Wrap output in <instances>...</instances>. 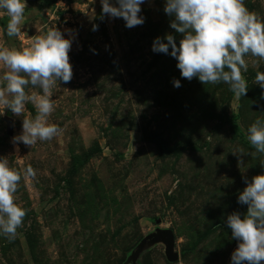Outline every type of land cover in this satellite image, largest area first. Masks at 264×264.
<instances>
[{"label": "rangeland", "instance_id": "1", "mask_svg": "<svg viewBox=\"0 0 264 264\" xmlns=\"http://www.w3.org/2000/svg\"><path fill=\"white\" fill-rule=\"evenodd\" d=\"M164 4L145 0L144 23L127 28L122 18L102 16L100 0H26L14 37L0 10V47H29L54 26L72 40V78L50 96L47 121L59 133L31 147L14 143L36 109L28 102L21 117L0 115V156L21 174L14 201L26 213L15 237L0 235V264H127L157 229L174 232L179 260L170 262L161 242L147 245L138 264H231L237 241L227 216L246 214L237 202L244 178L264 174V154L247 140L249 125L264 120L253 83L264 60L245 57L242 97L224 82L182 78L173 57L151 50L156 37L172 34L178 46L183 38ZM244 6L264 21V0ZM25 91L42 95L38 87ZM29 166L35 178L24 174Z\"/></svg>", "mask_w": 264, "mask_h": 264}, {"label": "clouds", "instance_id": "2", "mask_svg": "<svg viewBox=\"0 0 264 264\" xmlns=\"http://www.w3.org/2000/svg\"><path fill=\"white\" fill-rule=\"evenodd\" d=\"M145 0H100L102 16L122 18L125 27L144 23L141 5ZM26 0H0V10L8 22L4 32L8 37L19 36L24 25ZM164 12L173 17L170 28L183 34L179 46L172 34L156 37L151 46L154 53L173 57L180 76L187 80L196 77L202 84L224 82L236 97L246 95L248 84L242 76L248 66L245 57L264 60V21L248 11L244 0H165ZM92 30H97L93 24ZM72 40L66 39L56 27L37 36L29 47L21 50L0 47V63L6 71L0 75V115L8 109L21 117L25 105L31 102L36 115L22 119V132L13 142L26 146L38 140H51L59 133L56 125L47 121L54 110L50 99L54 84H67L72 78L68 53ZM171 49V51H169ZM254 84L264 99V72L257 71ZM173 87H180L174 79ZM28 86L38 87L42 95H28ZM247 140L256 153L264 154V120L256 119L247 128ZM234 154V153H233ZM35 178L36 172L27 167L24 173ZM21 174L9 167L6 157L0 156V235L13 238L25 216V210L14 201ZM246 187L237 202L247 205L246 214L233 212L226 224L237 247L231 254V264H261L264 261V174L244 178Z\"/></svg>", "mask_w": 264, "mask_h": 264}, {"label": "water", "instance_id": "3", "mask_svg": "<svg viewBox=\"0 0 264 264\" xmlns=\"http://www.w3.org/2000/svg\"><path fill=\"white\" fill-rule=\"evenodd\" d=\"M8 122V127L11 130L12 120L6 118ZM163 243L165 246V255L170 262H177L179 260V255L174 252L175 247V236L172 230L167 229H157L155 232L146 236L135 248V250L130 254L127 259V264H138V258L144 251L147 245H154L157 243Z\"/></svg>", "mask_w": 264, "mask_h": 264}]
</instances>
